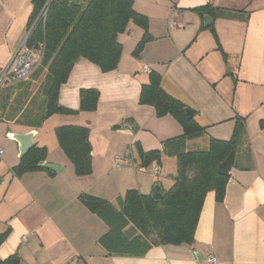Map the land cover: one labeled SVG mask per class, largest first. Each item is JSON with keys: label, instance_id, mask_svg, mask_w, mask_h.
<instances>
[{"label": "crops", "instance_id": "1", "mask_svg": "<svg viewBox=\"0 0 264 264\" xmlns=\"http://www.w3.org/2000/svg\"><path fill=\"white\" fill-rule=\"evenodd\" d=\"M132 1L147 17L150 39L134 54L143 28L129 21L117 35L121 54L115 69L102 71L83 57L75 61L58 102L77 113L52 114L39 128L0 121V232L11 229L0 258L16 253L20 264H208L212 253L219 264H264V0ZM203 5L209 10L194 11ZM31 9V0H0V86L8 83L1 75L28 31ZM204 14L212 19L208 26ZM143 65L160 75L163 90L204 127L189 149L206 147L209 138L229 140L237 119L245 134L223 199L205 194L191 244H154L141 257L107 255L97 243L107 226L79 195L119 208L127 189L151 194L159 184L163 190L156 175L167 165L170 186L176 171V160L164 155L140 166L139 148L160 150L162 141L182 134L172 115L156 116L153 106L139 103L149 74ZM40 80L32 82V91ZM87 88L98 91L97 106L78 111L80 90ZM60 125L89 129V174L76 175L59 147L54 129ZM31 130L33 145L46 148L43 162L56 164L58 172L13 173L21 155L8 135Z\"/></svg>", "mask_w": 264, "mask_h": 264}, {"label": "trees", "instance_id": "2", "mask_svg": "<svg viewBox=\"0 0 264 264\" xmlns=\"http://www.w3.org/2000/svg\"><path fill=\"white\" fill-rule=\"evenodd\" d=\"M31 4L27 28L33 27L27 44H41L43 55L27 79L1 84L0 121L39 128L52 114L77 113L59 104L58 92L79 57L93 62L102 71H110L117 66L121 54L117 35L125 31L129 21L143 28L134 54L150 36L147 17L135 11L132 0H31ZM208 10V5L194 8L198 13ZM39 78L37 89L32 91V82ZM79 98L78 111H93L98 91L81 89ZM139 103L153 106L156 116L172 115L182 127V134L162 141L160 150L144 152L139 148L140 166L160 162L164 155L175 158L176 171L160 200L131 188L125 191L118 208L100 197L79 195L83 204L107 226V231L97 240L107 255L141 257L154 244H191L205 194L213 191L217 201L225 194L229 174H219L216 167L231 150L237 153L245 134L243 120L237 119L229 140L209 138L206 147L189 149L187 143L202 136L205 129L193 116H187V111L193 113L190 108L163 90L160 75L152 70L147 83L141 87ZM54 131L75 174H89V129L81 125H60ZM45 156L46 148L34 144L20 156L12 171L16 175L36 169L52 172L39 166ZM10 230L7 225L0 232V245ZM0 264H20V257L11 254L0 258Z\"/></svg>", "mask_w": 264, "mask_h": 264}, {"label": "built area", "instance_id": "3", "mask_svg": "<svg viewBox=\"0 0 264 264\" xmlns=\"http://www.w3.org/2000/svg\"><path fill=\"white\" fill-rule=\"evenodd\" d=\"M32 27L33 25L28 29L27 33L14 51L9 64L2 72L1 79L6 78L7 82H18L27 78L39 64L43 55V46L41 44L35 46H29L27 44V37ZM141 71L149 73L151 70L148 66L143 65L141 67ZM2 153L3 150L0 149V155ZM24 240L25 238L23 237V241ZM206 260L208 264H219L216 257L212 253H209L206 256Z\"/></svg>", "mask_w": 264, "mask_h": 264}, {"label": "water", "instance_id": "4", "mask_svg": "<svg viewBox=\"0 0 264 264\" xmlns=\"http://www.w3.org/2000/svg\"><path fill=\"white\" fill-rule=\"evenodd\" d=\"M212 23V19L208 14L203 15V25L208 26ZM187 116L192 117L193 113L191 111H187ZM35 131L31 130L26 133H11L8 137L18 144L19 154H24L32 145H33V135ZM234 162V151L231 150L225 159L219 163L216 167V171L219 174L227 175L229 174L230 169L232 168ZM39 166L49 168L54 172H58V166L54 163L41 162ZM150 196L155 200H160L164 196V192L159 184H156L150 194Z\"/></svg>", "mask_w": 264, "mask_h": 264}, {"label": "rangeland", "instance_id": "5", "mask_svg": "<svg viewBox=\"0 0 264 264\" xmlns=\"http://www.w3.org/2000/svg\"><path fill=\"white\" fill-rule=\"evenodd\" d=\"M166 158L169 159V160H175L174 158H171V157H166ZM166 164H168V163H166ZM167 171H168V167L166 165L165 167H162L159 175H156V177H155L156 180H159V181L161 180L162 181V186L165 189H167L169 187V186H167V182L165 181V180H167V174H166ZM155 185L156 184L153 185V188H154Z\"/></svg>", "mask_w": 264, "mask_h": 264}]
</instances>
